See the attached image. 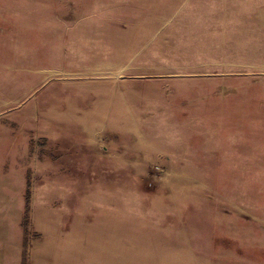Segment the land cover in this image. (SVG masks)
Returning a JSON list of instances; mask_svg holds the SVG:
<instances>
[{
  "label": "rangeland",
  "instance_id": "374dc122",
  "mask_svg": "<svg viewBox=\"0 0 264 264\" xmlns=\"http://www.w3.org/2000/svg\"><path fill=\"white\" fill-rule=\"evenodd\" d=\"M263 6L0 0V171L51 200L22 264H264Z\"/></svg>",
  "mask_w": 264,
  "mask_h": 264
},
{
  "label": "crops",
  "instance_id": "0c3cea01",
  "mask_svg": "<svg viewBox=\"0 0 264 264\" xmlns=\"http://www.w3.org/2000/svg\"><path fill=\"white\" fill-rule=\"evenodd\" d=\"M262 11H264V6H263ZM107 117L109 118V116H107ZM22 140H21V142H23L22 145H24V144L28 145V143H24L27 139H25V140L22 139ZM16 142H19L18 139L16 140ZM12 144L13 145L15 144L14 139L12 141ZM112 159L116 160L115 162H116V165L118 168L124 167L126 165L124 158H122L120 156H116V157L114 156V158H112ZM120 161H123V163H121ZM18 162H19L18 159H14L12 163H15L16 166H13L12 168L7 169V171H4V173H3V171H0L1 172L0 176L6 177L5 180L2 181V187L3 188L7 187V189H9L6 192L5 191L0 192V194H1L0 199L4 200L7 197L13 199L11 203H8V205L10 207L12 204V206L15 209V213L13 214V210H12V212L8 216L10 219L13 218L12 222L15 224V226H19L18 236H14L17 238L11 237V241H13V243H11V245H12L13 249L11 250V247H8L7 254L9 252H10V254L12 253L11 258L8 261L9 264H22L23 245H22V240L20 237L21 236L20 235V224L22 222V218L24 215L25 196L27 194V191L29 192L28 194H29L30 206L32 207V209H36L39 212V217L41 215L44 216V213H45L44 209L49 208L51 205V200H50L49 194L45 195V191H47L46 188L49 187V183L47 184L46 181L41 182V183L30 188V186H29L30 185V179H29L30 168H29V165L25 166L23 163L17 164ZM4 203H6V202H4ZM13 204H15V206ZM71 204H72V201H71ZM75 205H76V203H75ZM33 216H34V214H33ZM46 216H47L48 220L51 218L50 213H46ZM71 219H72V217H71Z\"/></svg>",
  "mask_w": 264,
  "mask_h": 264
}]
</instances>
